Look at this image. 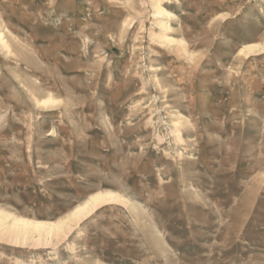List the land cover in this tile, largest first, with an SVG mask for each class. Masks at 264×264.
Masks as SVG:
<instances>
[{"label":"rangeland","instance_id":"1","mask_svg":"<svg viewBox=\"0 0 264 264\" xmlns=\"http://www.w3.org/2000/svg\"><path fill=\"white\" fill-rule=\"evenodd\" d=\"M0 35L1 212L124 199L0 264H264V0H0Z\"/></svg>","mask_w":264,"mask_h":264},{"label":"bare ground","instance_id":"2","mask_svg":"<svg viewBox=\"0 0 264 264\" xmlns=\"http://www.w3.org/2000/svg\"><path fill=\"white\" fill-rule=\"evenodd\" d=\"M167 12L168 11H166L163 7H161L160 4L159 6L157 4V7H156L157 15H163V14H166ZM164 30L169 31V28L167 27ZM1 37L2 36L0 35V39ZM165 38L168 41H173L169 37H165ZM1 41L3 40L1 39ZM256 46L257 45L247 46L245 47V49L241 51V53H245L246 55L250 54L254 52ZM41 102L43 106H50L52 104L55 105V103H57V100L53 96H48ZM111 202H124V199L119 194H116L113 192L95 193L89 196V198L85 202L78 205L66 217L61 218L60 220L55 221V222L37 221V220H31V219H26L22 217H16V215L15 216H12L10 214L8 215V212L5 213V212H1L0 210V228L3 225L4 226L7 225L11 234H13L15 237L14 238L15 242H18L20 239L25 241L28 238V236L32 234H38L39 237L37 241L41 242L43 237L48 238L50 236H53V234L57 232H65L67 228H71V224L77 223L81 221L83 218L90 216L99 206L103 204L111 203Z\"/></svg>","mask_w":264,"mask_h":264}]
</instances>
